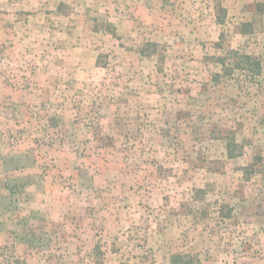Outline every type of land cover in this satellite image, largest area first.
<instances>
[{
  "label": "rangeland",
  "instance_id": "1",
  "mask_svg": "<svg viewBox=\"0 0 264 264\" xmlns=\"http://www.w3.org/2000/svg\"><path fill=\"white\" fill-rule=\"evenodd\" d=\"M0 264H264V0H0Z\"/></svg>",
  "mask_w": 264,
  "mask_h": 264
},
{
  "label": "trees",
  "instance_id": "2",
  "mask_svg": "<svg viewBox=\"0 0 264 264\" xmlns=\"http://www.w3.org/2000/svg\"><path fill=\"white\" fill-rule=\"evenodd\" d=\"M229 55H232L234 60L233 63L230 64L229 66L231 67V69H238L239 71L243 72L246 76H257L260 74L261 61L258 58L253 57L250 54L240 53L237 50H231L229 52ZM221 65L223 66V71L229 69V68H225V65H229V64H225L224 59H222ZM218 75L221 74L218 73L217 78ZM228 154L232 155L229 149H228Z\"/></svg>",
  "mask_w": 264,
  "mask_h": 264
}]
</instances>
